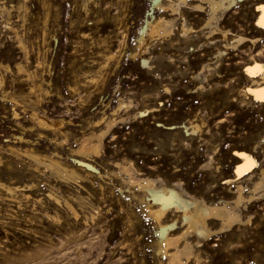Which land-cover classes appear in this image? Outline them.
Wrapping results in <instances>:
<instances>
[{"label":"rangeland","instance_id":"1","mask_svg":"<svg viewBox=\"0 0 264 264\" xmlns=\"http://www.w3.org/2000/svg\"><path fill=\"white\" fill-rule=\"evenodd\" d=\"M153 1L0 0V264H167L146 210L152 196L128 181L129 164L215 202L233 201L240 183L250 195L261 178L264 99L249 88L262 73L246 67L264 62V0H236L200 29L208 5L181 3L179 14L178 0ZM159 17L174 18L172 30L151 35L147 25L139 44ZM238 34L251 39L233 42ZM109 118L119 122L98 154L76 151ZM237 151L256 161L240 175ZM253 192L234 204L235 224L193 239L190 264H264V186Z\"/></svg>","mask_w":264,"mask_h":264},{"label":"bare ground","instance_id":"2","mask_svg":"<svg viewBox=\"0 0 264 264\" xmlns=\"http://www.w3.org/2000/svg\"><path fill=\"white\" fill-rule=\"evenodd\" d=\"M235 1L236 0H178L177 6L179 9V14H180L181 13V5H180L181 3L187 4V5L191 4V7H193L195 10H198V11H202L204 9V5H208V8L210 10L209 17L206 18V21L202 24V26H199L197 28V29H200L201 27H203V25H205V26L211 25L212 19L218 17V15H219L218 12L220 10L226 8V7L232 6ZM153 4L159 5L160 0H154ZM163 6H166V5H163ZM167 7L170 8L168 10L172 11V13H170V14H174V15L176 14L177 7H175V4H173V6L169 4ZM258 10L260 11V14L258 17V22L264 26V2H261L260 4H258ZM173 19L174 18L159 17L156 19V22H153V23L151 21L146 20V24L144 25V27L141 30V33L139 34L140 35V37L138 39L139 44L143 40V35H144V32L146 30L147 25H149L151 28V30H150L151 35L154 33V31H157V27H160L163 30V34H166L172 30ZM183 28L185 30H189L188 27L183 26ZM191 30H192V28H191ZM223 33H225V31H223ZM233 39H234L233 42H240L241 43V42L247 41L251 38H249L245 35L238 34ZM17 40H18V45L22 49H25V46H24V43L22 42V40L19 37ZM25 57H26V55H25ZM140 62H141V67H142L148 61L146 59L142 58V60ZM22 66H23L22 64L18 63V64H16L15 67L17 68L18 71H22V70H24V68ZM246 71H248L250 74L262 73V77H261L262 81L259 83L262 85L260 87L258 86L255 88H249V90L251 89L255 93V96H257L261 99H264V98H262V97H264V62H258V60L254 61L251 65L246 67ZM34 75L35 74L32 75L30 72L27 73V76L29 78L34 77ZM256 82H255V84H256ZM0 83H1V81H0ZM30 90L31 91L34 90L33 86L31 87ZM10 98H9V100L11 101ZM21 107H23V106H21ZM13 112H14V114H17L16 111L13 110ZM38 114H40V113H38ZM42 116H43V114H42ZM42 116L37 115L36 119H37V123L39 124V126L45 128L46 126H49L51 123L49 121L45 120V118H44L45 116L44 117H42ZM117 122H119V121H117V119L112 118L109 121H107V124L105 125L106 127H104L102 130H99V132H93L92 131V132L82 136V138H80L81 146L76 151L83 153V154H87L88 152H94V153L98 154V152L101 149L103 139L109 134L110 131H112L111 129L114 127V125ZM95 125H96V123H95ZM48 129H50V127ZM39 135H41V134H39ZM21 136H19L18 138H21ZM48 138H49V136H48ZM17 142H20V141H17ZM7 147L10 148V146H7ZM14 150H15V148H14ZM17 151H19V149ZM17 151L16 152L14 151V152L18 153ZM20 152L22 153L21 150H20ZM31 153H27L28 156H26V157H29L32 161H35L36 163L46 164L44 159L37 156L36 154H31ZM236 153L238 154L240 159L243 160L242 163L240 162L241 164L235 166L236 167L235 168L236 175H240L244 171L248 170V168L250 169L256 161H255L254 157H252L247 152L237 151ZM23 157H25V156H23ZM0 161H1V159H0ZM87 166L93 167L90 163L86 162V167ZM29 169H31V168H29ZM56 170L58 173H60V171H62L59 166H57ZM63 170H65V169H63ZM123 170L128 172L127 173L128 174V181L130 183H135L140 189L142 187V189L149 192L150 195L152 196V203L147 205L146 210H147V214L153 219V221L155 222L156 227H157L158 242L157 241L156 242L159 244V248L162 250V252L165 251L168 254L167 264H190L191 258L195 256V253H194L195 249L194 248L196 246H194V244H193V239H194V242L198 244V243H200L202 238H207V237L213 236L214 233L220 232L222 228L235 224L237 222V220H240V218L236 212L234 204H237L238 202H240L243 199L248 200V199L253 198V195L255 193L253 191H257L258 189H260L261 187L264 186V172H262L261 178L254 183V187L252 188L250 195H248L246 197L243 195L242 185L240 183L237 185V189H236L237 196L233 201H229L228 199H224L220 202H215V201L207 200L204 197L196 198L194 196H185V195H183L181 189L175 188L176 186L172 187V186H169L166 184L158 183L157 178H155V177L138 176L133 172L135 170V168L132 164H129L127 166H123ZM73 172L74 171L69 173V177H73ZM225 180L228 181V180H230V178H226ZM236 180H237V178H236ZM7 189L12 190V188L10 186H7ZM49 195L52 196L56 201H59L58 197L56 195H54L53 193H49ZM227 197H229V196H227ZM64 203H65L66 207L69 208L74 215H77V213H76L77 211L75 210V208L72 206V204L68 200L64 199ZM231 203H233V204H231ZM171 211L175 212V214L178 213L179 218H177V216L175 215L169 222V221H167L166 217L168 216L169 212L171 213ZM210 221L214 222V223H215V221H217V222L219 221L220 224L218 223L217 226L215 225L216 227H214V226L212 227V226H210ZM179 228H180V230H178ZM207 239H209V238H207ZM155 249H157V248H155Z\"/></svg>","mask_w":264,"mask_h":264},{"label":"snow or ice","instance_id":"3","mask_svg":"<svg viewBox=\"0 0 264 264\" xmlns=\"http://www.w3.org/2000/svg\"><path fill=\"white\" fill-rule=\"evenodd\" d=\"M262 98H264V97H262Z\"/></svg>","mask_w":264,"mask_h":264}]
</instances>
